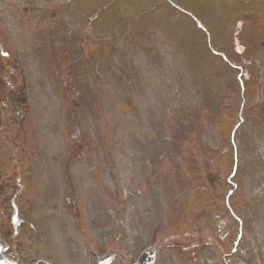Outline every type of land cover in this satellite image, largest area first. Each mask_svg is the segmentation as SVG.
Returning a JSON list of instances; mask_svg holds the SVG:
<instances>
[{"label": "rangeland", "instance_id": "1", "mask_svg": "<svg viewBox=\"0 0 264 264\" xmlns=\"http://www.w3.org/2000/svg\"><path fill=\"white\" fill-rule=\"evenodd\" d=\"M230 1L232 7L224 0H34L28 44L41 30L51 33L45 53H27L16 42L23 31L13 16L20 15L0 6L15 34L8 41L17 50L9 55L17 54L29 95L18 127L24 188L16 202L21 215L31 206L39 217L43 237L32 243L34 257L56 249V264H87L88 249L107 247L124 254L112 264H131L158 241L154 264H264V0L236 16L238 39H229L225 21L219 33L209 26L221 6L235 7ZM173 3L208 8L201 21L209 44ZM162 133L174 144L161 141ZM0 147V172L10 182L11 149ZM70 180L81 231L88 238L92 232L96 245L69 215L65 234L44 235L58 223L46 222L42 211L64 203ZM29 230L15 236L24 261L34 258L24 254Z\"/></svg>", "mask_w": 264, "mask_h": 264}, {"label": "water", "instance_id": "2", "mask_svg": "<svg viewBox=\"0 0 264 264\" xmlns=\"http://www.w3.org/2000/svg\"><path fill=\"white\" fill-rule=\"evenodd\" d=\"M152 254H148L139 264H152Z\"/></svg>", "mask_w": 264, "mask_h": 264}, {"label": "flooded vegetation", "instance_id": "3", "mask_svg": "<svg viewBox=\"0 0 264 264\" xmlns=\"http://www.w3.org/2000/svg\"><path fill=\"white\" fill-rule=\"evenodd\" d=\"M11 98V97H10ZM14 105H16L15 101H11V105H10V109H14ZM8 106V105H7ZM6 112H8V109L6 110ZM0 192H2V189H0ZM1 205V203H0ZM5 254H9V250H6V246H5Z\"/></svg>", "mask_w": 264, "mask_h": 264}]
</instances>
